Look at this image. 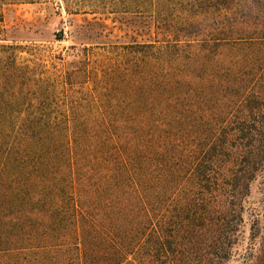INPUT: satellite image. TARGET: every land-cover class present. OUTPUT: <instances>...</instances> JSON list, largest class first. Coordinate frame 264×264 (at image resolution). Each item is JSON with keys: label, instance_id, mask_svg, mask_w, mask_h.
Masks as SVG:
<instances>
[{"label": "trees", "instance_id": "trees-1", "mask_svg": "<svg viewBox=\"0 0 264 264\" xmlns=\"http://www.w3.org/2000/svg\"><path fill=\"white\" fill-rule=\"evenodd\" d=\"M91 1L154 39L55 78L0 16V264H264V0Z\"/></svg>", "mask_w": 264, "mask_h": 264}, {"label": "rangeland", "instance_id": "rangeland-1", "mask_svg": "<svg viewBox=\"0 0 264 264\" xmlns=\"http://www.w3.org/2000/svg\"><path fill=\"white\" fill-rule=\"evenodd\" d=\"M91 0H24L10 1L11 4H0V16L3 18L2 34L9 43L27 46L31 55L24 57L39 60L50 75L61 78L67 64L76 54L80 42H97L93 47H104L117 44L145 42L155 37L153 29L147 31L141 17L132 12L118 15L112 9H99ZM127 1L134 8L137 2ZM114 2L113 0L107 1ZM124 3V2H123ZM119 5L120 3L117 2ZM99 12V13H93ZM133 11V10H132ZM91 23L92 26L88 24ZM82 27V30H80ZM64 32V39L58 40L56 34ZM78 31L82 36H78ZM101 38L97 39V33ZM264 206V171L252 184L248 207ZM250 211L245 215V246L250 236L252 218ZM242 248V247H241ZM234 258L228 264H237Z\"/></svg>", "mask_w": 264, "mask_h": 264}]
</instances>
